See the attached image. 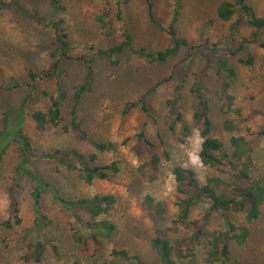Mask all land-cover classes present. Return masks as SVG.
I'll return each mask as SVG.
<instances>
[{"label": "rangeland", "instance_id": "1", "mask_svg": "<svg viewBox=\"0 0 264 264\" xmlns=\"http://www.w3.org/2000/svg\"><path fill=\"white\" fill-rule=\"evenodd\" d=\"M17 1L21 10L0 11L1 81L4 85L10 81H17L21 85L16 90L0 91V130L3 114L14 113L24 105L28 95L25 83L29 81V72L46 73L50 70L54 50L53 31L37 24L36 19L39 18L42 23L59 21L58 30L67 35L71 59L60 63L55 76L40 77L36 81L37 90L32 95L30 109L26 111L22 131L31 146L30 160L25 166L66 200L76 201L106 194L115 196L112 209L95 219L115 226L108 239L101 238L103 252L98 262L110 261V251L116 248L124 249L137 258L120 264H160L149 241L159 233L166 234L167 224L155 219L142 203L146 196H150L163 204L168 220L174 219L176 204L181 197L172 175L175 166L191 169L201 184L215 175L231 189L245 184L200 163L198 153L201 139L196 128L192 129L191 136L183 144L167 130L165 101L177 86H180L179 110L185 121L191 123L195 99L190 94V88L198 81L203 87L204 97L210 103L211 135L220 139L229 151L230 137L244 136L252 147L251 175L264 173V135L259 134L264 129V30L259 33L257 42L245 45L244 52L226 55L227 49L234 51L236 45L228 42V23L218 21L215 16L216 7L223 0H180L176 32L186 38L190 45L162 65L148 63L132 54L140 50L153 54L165 48L164 27L170 16L172 0H151V14L143 0H128L123 12L127 30L132 35V44L114 56L112 63L96 56L98 49L109 48L122 40L116 34L111 38L104 37L95 22V15L101 12L103 0H55L61 7L57 11L51 8L53 0ZM247 2L257 16H264V0ZM249 35L250 29L240 28V38ZM204 43H208V46H203ZM244 53L253 55L252 66L238 63ZM79 56L90 60L93 70L92 89L82 96L77 108L78 123L86 136L74 132L69 126L72 92L84 80L87 71L85 64L74 60ZM219 58L226 60L236 70L237 79L231 93L235 97L236 108L240 110V118L233 114L223 116L219 112V93L225 79ZM185 64L186 68L183 66ZM57 88L64 96L60 100L64 120L57 128L38 136L34 133L30 112L37 108L47 109L49 99L42 95V91L50 95ZM144 94L149 115L139 109L123 113L126 103L135 102ZM227 118L238 121L237 131L222 129L221 124ZM67 126L68 130H65ZM140 133L144 134L150 146L143 144ZM92 142L119 144L115 155L98 153L96 162L107 165L116 161L119 172L106 180L86 184L79 178V164L72 153L81 154L87 165L92 166L88 160V156L95 152ZM164 151L169 153L170 159L164 160L162 156L159 171L154 173L147 162L154 153L161 155ZM22 160L18 145L11 143L0 161V222L10 215L11 199L17 201L21 218L20 225L9 230L0 229V264H19L26 244L35 238L34 234H26L34 221L29 196L33 183L26 173L18 171ZM42 207L50 224L40 236L50 239L58 248V256L45 254L43 263L89 264L73 241L68 215L52 203L49 189L43 191ZM206 212L208 205L203 201L194 208L192 218L205 220ZM227 214L236 224L245 223L243 215L235 212ZM73 215L83 221L90 220L88 214L81 210L73 211ZM207 224L210 229H218L222 225L218 215L213 213ZM249 227L251 237L247 244L231 246L229 260L217 264H264V205L260 219ZM205 249L204 242L195 249L196 257L191 264H207L203 260Z\"/></svg>", "mask_w": 264, "mask_h": 264}, {"label": "trees", "instance_id": "2", "mask_svg": "<svg viewBox=\"0 0 264 264\" xmlns=\"http://www.w3.org/2000/svg\"><path fill=\"white\" fill-rule=\"evenodd\" d=\"M147 6L149 14L152 13L153 4L151 0H143ZM128 0H103L101 12L95 15V22L98 25L102 35L107 38L118 35L122 40L106 49H98L96 56L113 62L116 55L121 54L125 49L130 48L132 44V35L128 32L125 23L123 8ZM53 11L61 10L57 1L50 3ZM180 0H172V9L164 34L166 46L163 50L153 54L144 53L143 50L133 52L132 56L142 59L148 63L158 65L165 64L169 59L177 57L183 48L190 44L186 38L180 37L176 32V24L179 18ZM5 9L21 10L17 0H0V11ZM216 19L223 23H228V42L234 43V51L227 49L226 55L244 52L245 45L255 43L259 39V33L264 30V16L259 17L247 0H223L215 10ZM36 23L44 28H50L53 31L54 50L51 54L50 70L46 73L29 72V81L25 83L28 88V95L22 105L14 113H4L1 118L0 130V161L4 151L11 143H16L19 147L23 160L18 171L26 173L32 180L33 186L30 192L31 209L34 221L26 234H34L26 244L25 252L20 257L19 264H44L43 256L45 254L52 257L58 256V248L50 239L43 238L40 233L49 226L50 221L43 213L42 196L45 189H49L52 195V203L68 215L69 225L72 230V237L75 245L79 247V253L89 264H120L128 262L136 257H132L124 249L113 248L110 251V261L98 262L102 256L103 243L101 238L108 239L114 232L115 226L106 221H96L95 219L105 215L110 211L116 202L112 194L95 195L88 199L69 201L58 194V191L50 188L44 181L37 178L30 168H26V163L30 160L31 146L28 138L24 135L23 125L26 119V111L30 109L32 95L36 92V81L41 77L55 76L59 72L60 63L63 60L71 59L68 55L67 35L58 30L59 21H50L42 23L39 18ZM241 27L250 29V35L247 38H240ZM208 46V43L202 44ZM214 46V45H213ZM188 60V58H186ZM74 60L87 66L84 80L78 84L72 92V108L69 113V126L74 132L86 136L78 123V103L82 96L92 89L93 70L90 67V60L85 57H76ZM219 60V66L224 73L225 79L221 85L219 97V112L223 116L234 115L240 118V110L235 106V97L231 93L234 86L237 73L226 60ZM238 63L242 66H252L254 57L252 54L244 53ZM186 68V64L183 65ZM40 74L42 76H40ZM2 74L0 70V91L16 90L21 87L17 81H10L2 84ZM181 80V79H179ZM180 86H177L175 92L165 101V124L167 130L176 136L177 141L183 144L192 134V129L199 131L201 139L200 150L198 153L199 161L202 165L211 168L216 173L229 174L238 182L245 183L237 187H229L218 176L208 177L201 184L195 173L191 169H185L181 166H175L172 169V175L176 183V190L181 195L176 204L177 212L174 219L168 220L167 212L161 202L154 198L146 196L142 205L146 210L151 211L155 219L167 224L166 234L155 235L149 241L151 250L156 254L160 264H191L194 262L195 249L199 248L204 242L205 257L207 264L224 263L229 260L231 246H245L251 237L250 224L257 222L262 214L264 205V173L251 175L253 167L252 147L250 141L244 136H232L229 139L230 151L225 149L224 143L211 135L212 122L210 119V103L204 97L203 87L200 82L195 81L190 88V94L194 97L195 103L192 106L191 123L185 121L182 112L179 110ZM153 89H150V91ZM42 95L49 99L48 108L34 109L30 112V119L33 123L34 133L38 136L44 135L49 129L57 128L64 120L61 113L60 100L64 99L62 91L57 88L49 95L42 91ZM133 109H139L145 115H149V109L146 103V94L141 96L135 102H128L124 105L123 113H128ZM237 122L233 119L223 120L221 127L224 131H237ZM68 130V126L64 127ZM249 132V129L247 130ZM264 135V129L259 131ZM139 138L146 146L151 144L140 133ZM94 153L88 156L92 166L87 165L81 154L74 152L72 155L79 164V178L86 184H91L94 180H106L110 175L119 172L118 163L112 161L107 165H98L97 154L111 153L116 154L119 150V144L114 142H92ZM164 156V160H169V153L162 152L161 155L154 153L149 158L147 164L150 169L157 173L159 164ZM69 167V165H66ZM18 172V173H19ZM207 202L208 212L205 213V220L193 219L192 212L201 202ZM81 210L88 214L90 220L83 221L73 215V211ZM229 212H235L243 215L244 224H236L229 217ZM217 214L221 221V227L210 229L208 226L210 214ZM21 224L19 207L15 199L10 200V215L7 219L0 222V229L9 230L14 226ZM87 230V231H86ZM173 237V238H172ZM74 264H78L75 262Z\"/></svg>", "mask_w": 264, "mask_h": 264}]
</instances>
